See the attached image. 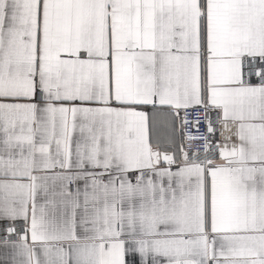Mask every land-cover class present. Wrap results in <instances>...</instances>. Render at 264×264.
Wrapping results in <instances>:
<instances>
[{"label": "snow or ice", "instance_id": "obj_1", "mask_svg": "<svg viewBox=\"0 0 264 264\" xmlns=\"http://www.w3.org/2000/svg\"><path fill=\"white\" fill-rule=\"evenodd\" d=\"M0 264H264V0H0Z\"/></svg>", "mask_w": 264, "mask_h": 264}]
</instances>
